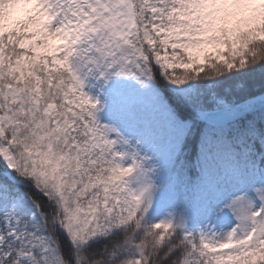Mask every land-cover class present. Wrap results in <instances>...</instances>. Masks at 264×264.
<instances>
[{
	"label": "snow or ice",
	"instance_id": "1",
	"mask_svg": "<svg viewBox=\"0 0 264 264\" xmlns=\"http://www.w3.org/2000/svg\"><path fill=\"white\" fill-rule=\"evenodd\" d=\"M0 264H264V0H0Z\"/></svg>",
	"mask_w": 264,
	"mask_h": 264
}]
</instances>
